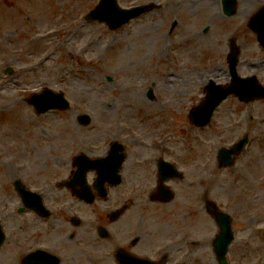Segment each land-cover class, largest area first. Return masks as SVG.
Segmentation results:
<instances>
[{
    "label": "rangeland",
    "instance_id": "374dc122",
    "mask_svg": "<svg viewBox=\"0 0 264 264\" xmlns=\"http://www.w3.org/2000/svg\"><path fill=\"white\" fill-rule=\"evenodd\" d=\"M98 1L0 0V220L7 236L12 224L30 217L15 212L17 201L9 185L12 178L27 174L25 181L35 188L44 180L55 183L68 175L69 162L78 152L90 149L99 153L105 137H133L135 131L143 135L154 131L165 137L168 132L169 148L192 152L194 158L210 156L212 161L216 147L237 140L234 111L229 112L228 107L237 103L232 100L218 109V116L205 131L208 135L193 129L182 132L186 127L184 112L174 104L179 103L176 89L186 75L174 62L184 61L188 54L196 60L201 49L210 51L212 59L219 55L222 60L220 43L226 44L227 37L238 33L248 0H239V12L232 17L221 15L220 0H119L126 8L150 2L162 8L115 31L84 19ZM174 21L177 24L171 32ZM204 28L207 31L202 34ZM174 48L178 58L173 56ZM141 66H147L148 73L141 72ZM8 68L11 74L6 73ZM164 75L172 76L167 81ZM152 85L154 101L146 96ZM44 87L64 92L71 108L36 116L27 99ZM139 105L142 109L136 108ZM234 110L238 115V106ZM246 110H240L241 120ZM80 114H89L91 124L80 125ZM169 114L173 116L167 117ZM172 117L176 123L170 125ZM252 128L257 129V123ZM193 136L203 141L199 149L203 154L194 149ZM251 137L256 138L255 134ZM255 144L236 165L203 181L209 187L205 196L233 217L235 240L229 249V264H264V143ZM255 156L260 161L259 172L249 178L246 169ZM193 202L198 211L194 209L192 220L181 224L162 213L175 209L173 205L153 210L162 219L156 224L158 230L147 231L161 233L168 264H216L211 251L216 226L203 211L201 191L194 192ZM171 221L179 226L178 233L171 229ZM10 252L8 238L0 248V264L7 262Z\"/></svg>",
    "mask_w": 264,
    "mask_h": 264
},
{
    "label": "flooded vegetation",
    "instance_id": "af4514ba",
    "mask_svg": "<svg viewBox=\"0 0 264 264\" xmlns=\"http://www.w3.org/2000/svg\"><path fill=\"white\" fill-rule=\"evenodd\" d=\"M150 164L151 161L147 165L150 166ZM141 171H146V167L141 165L139 159L126 157L121 167V174H124V177L122 178V185L119 186L122 189H117L119 186L110 188L109 197L106 201H95L92 205L75 201L73 204L66 205V202L61 199L59 202L63 203L60 218L66 224L65 229L67 231L71 230V232L73 230V232L67 237L66 233L57 232V225L52 226L49 220L36 222L33 224V234L27 242L28 248L33 249L34 245H40L47 246L48 250L52 248L59 251L58 249L63 250L68 245H74L75 254L71 256L69 264H98L100 258H97V249L98 251H104L114 264H117L116 252L118 249L139 257H148L152 261L162 264L165 261L162 252V240L161 238L158 240L152 239L151 233L142 230L145 216L142 215L137 218L136 222L139 226L135 232L129 231L128 217L125 214L119 218H113L112 216L123 204L129 206L124 201H129L130 205L134 204L143 211L146 199L142 184L136 182V179L131 183H125L127 175L132 173V176H136ZM74 215H78L83 219L80 225L75 228L71 225L72 216ZM59 226L61 227V225ZM100 229L105 230L104 238L99 234ZM51 234L61 239L52 242ZM52 243L58 249L50 247ZM84 244H86L89 251L82 248Z\"/></svg>",
    "mask_w": 264,
    "mask_h": 264
},
{
    "label": "water",
    "instance_id": "95a60500",
    "mask_svg": "<svg viewBox=\"0 0 264 264\" xmlns=\"http://www.w3.org/2000/svg\"><path fill=\"white\" fill-rule=\"evenodd\" d=\"M141 11V10H140ZM139 12V9L130 11H119L115 7V0H101L99 6L91 13L89 18H96L102 21H106L112 27L126 22L130 17L135 16ZM36 109L39 112H43L48 108H64L66 104L60 94H54L48 90H44L41 95H36L31 99ZM85 121L88 119L84 117ZM232 239V233L228 229L221 235L220 246H217V259L222 263H225L224 254L226 252V246Z\"/></svg>",
    "mask_w": 264,
    "mask_h": 264
}]
</instances>
